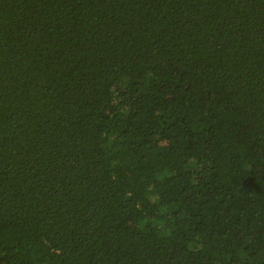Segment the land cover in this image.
<instances>
[{"label": "trees", "instance_id": "16d2710c", "mask_svg": "<svg viewBox=\"0 0 264 264\" xmlns=\"http://www.w3.org/2000/svg\"><path fill=\"white\" fill-rule=\"evenodd\" d=\"M0 264H264V0H0Z\"/></svg>", "mask_w": 264, "mask_h": 264}]
</instances>
